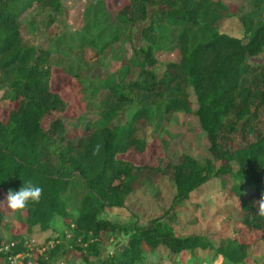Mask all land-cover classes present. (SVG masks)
Returning a JSON list of instances; mask_svg holds the SVG:
<instances>
[{
  "label": "trees",
  "instance_id": "16d2710c",
  "mask_svg": "<svg viewBox=\"0 0 264 264\" xmlns=\"http://www.w3.org/2000/svg\"><path fill=\"white\" fill-rule=\"evenodd\" d=\"M251 3L252 10L236 17L243 31L239 36L229 24L235 14L224 0H125L116 8L106 0H93L78 34L89 44L81 46H91L96 54L111 49L129 27L149 21L142 29L145 44L133 48L134 57H123L117 74L98 77V89L108 91L101 116L87 122L86 137L75 142L66 137L62 117L70 102L53 85L57 71L51 62L53 52L26 44L20 21L23 13L37 6L53 24L64 14L63 0H0V91L16 102L7 119L0 116V264L9 263V255L27 251L25 242L36 228L47 241L40 243L33 236L35 245L54 242L38 254L36 264L64 261L68 240L81 251L85 264H143L145 246L151 251L162 247L179 264H192L195 259L245 264L252 244L240 237L261 231L264 242V219L256 214L254 204L264 193V131L237 148L226 147L225 136L229 130L247 129L250 116L259 108L264 111V66L251 62L264 53V0ZM173 28L180 59L162 63L157 53L169 50ZM133 67L137 76L129 80ZM63 70L81 82L76 72ZM253 75L258 76L257 85L247 81ZM135 97H140V107L125 123H117ZM156 111L195 113L213 157L200 162L184 153L165 166L127 159V153L142 155L148 150L140 125L150 124ZM154 171L167 174L173 183L170 208L145 225L121 224L117 216L128 209L129 199L151 181ZM220 177L224 185V178L230 179L231 195L242 214L239 229L221 236L218 243L213 235L177 234L175 225L164 221L166 213L182 207L197 188ZM29 184L43 189L41 199L18 212L26 231L10 234L8 242L16 244L1 251L7 228L3 195ZM76 189L83 193L73 207ZM58 219L66 224L62 234L55 228ZM115 232L127 234V244L102 257L101 235ZM209 252H213L210 259ZM92 256L99 259L93 261Z\"/></svg>",
  "mask_w": 264,
  "mask_h": 264
},
{
  "label": "rangeland",
  "instance_id": "374dc122",
  "mask_svg": "<svg viewBox=\"0 0 264 264\" xmlns=\"http://www.w3.org/2000/svg\"><path fill=\"white\" fill-rule=\"evenodd\" d=\"M93 0H63L65 11L63 15L53 24L47 22V13L41 11L37 6L27 10L22 14L20 21L22 25V37L26 44L38 47L50 48L53 52L51 62L56 67L54 75V88L59 90L65 99L70 102L68 111L62 114L65 121L66 137L69 140L79 142L86 137L87 122H96L104 107V100L108 94L106 89H98L96 84L99 76L117 74L122 66L123 57L133 58L134 47L145 44L142 37V29L149 19L129 27L117 43H113L111 49L104 53L96 54V50L83 39L79 38L78 32L85 26V10ZM111 8H116L124 4L125 0H106ZM230 7L235 17L229 20L233 33L243 36L241 24L238 22V15L249 12L253 6L251 0H224ZM264 17V15H263ZM176 30L173 28L169 37L171 42L169 50L158 51L157 58L160 62L179 61L180 52L174 42ZM252 64L256 67L264 66V53L252 58ZM63 67L71 69L79 75L80 80L66 74ZM137 68L133 67L129 80L136 79ZM255 73L260 74V68ZM256 75L247 80L252 85L258 84ZM5 92L0 91V116L7 119L16 102L5 98ZM193 109L196 110L197 102L194 94L191 95ZM138 107H140V97H135L133 105L128 106L120 112L117 123H125ZM152 107H155L152 106ZM255 109V107L253 108ZM248 122L247 129L229 130L226 133V147L237 148L248 142L255 140L259 132L264 131V111L259 108ZM143 137H146L149 146L148 150L142 154L127 153L125 157L136 163L162 165L168 162H176L179 157L188 153L205 162L212 158L210 141L206 132L201 128L195 113L177 112L173 114H163L155 112L154 119L150 124L140 125ZM154 176L144 188L137 192V195L129 199V207L117 220L121 224L139 222L147 224L150 219L157 217L170 208L172 197L174 196L173 183L168 175L153 172ZM212 178L201 187L197 188L191 199L186 201L182 207L167 212L164 221L175 225V231L179 235L204 234L217 237L216 243L223 235H231L239 229L238 221L242 217L237 206L236 199L231 195V182L228 177ZM82 190L72 191L73 203L75 207L76 199H80ZM2 207L5 211V221L7 228L3 231L5 242L10 240V234L25 233L26 226L21 220L18 212H13L8 208L6 196L3 195ZM23 215V214H21ZM67 223L69 220L66 221ZM55 228L62 234L66 224L62 220L55 222ZM69 230V229H68ZM33 236L40 242L47 241L45 234L36 228ZM261 231H252L240 237L241 241L251 243L252 249L250 257L245 264H264V242L261 241ZM33 236L31 239H33ZM72 233H70V236ZM129 236L121 232L104 233L101 235V245L103 247L102 257L111 254L117 248H122L127 244ZM49 242H52L49 241ZM68 249L59 264H85L82 253L76 248H72L70 241H64ZM42 246V245H41ZM40 246V247H41ZM213 252L208 253L209 259ZM260 258V259H258ZM98 260L97 256L90 258ZM230 264L223 260H217L214 264ZM3 264H6L5 262ZM9 264V263H7ZM143 264H179L165 253L164 249L158 248L151 251L145 246ZM192 264H208L203 259H195Z\"/></svg>",
  "mask_w": 264,
  "mask_h": 264
},
{
  "label": "clouds",
  "instance_id": "9594fccd",
  "mask_svg": "<svg viewBox=\"0 0 264 264\" xmlns=\"http://www.w3.org/2000/svg\"><path fill=\"white\" fill-rule=\"evenodd\" d=\"M43 194V189L39 186H33L29 184L28 186H23L19 191L9 190L6 197V203L9 209L14 213L24 210L29 202L39 203L41 196ZM256 206V214L264 219V193L261 197L254 201Z\"/></svg>",
  "mask_w": 264,
  "mask_h": 264
},
{
  "label": "built area",
  "instance_id": "2783aa9c",
  "mask_svg": "<svg viewBox=\"0 0 264 264\" xmlns=\"http://www.w3.org/2000/svg\"><path fill=\"white\" fill-rule=\"evenodd\" d=\"M35 243V239L27 240L25 244L28 247V250L17 254L9 255V264H36V258L38 257V254L42 253L44 249L49 246V244H53L54 242H49V244H47L45 247H40L38 245H35ZM15 244V241L4 242L3 246L1 247V251H8Z\"/></svg>",
  "mask_w": 264,
  "mask_h": 264
}]
</instances>
